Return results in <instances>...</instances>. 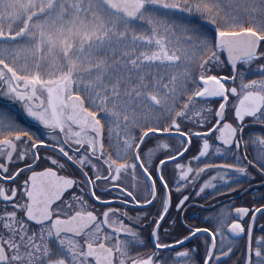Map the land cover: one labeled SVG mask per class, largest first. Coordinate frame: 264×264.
I'll use <instances>...</instances> for the list:
<instances>
[{"label": "snow or ice", "instance_id": "snow-or-ice-1", "mask_svg": "<svg viewBox=\"0 0 264 264\" xmlns=\"http://www.w3.org/2000/svg\"><path fill=\"white\" fill-rule=\"evenodd\" d=\"M0 98V264H264V0H0Z\"/></svg>", "mask_w": 264, "mask_h": 264}, {"label": "flooded vegetation", "instance_id": "flooded-vegetation-1", "mask_svg": "<svg viewBox=\"0 0 264 264\" xmlns=\"http://www.w3.org/2000/svg\"><path fill=\"white\" fill-rule=\"evenodd\" d=\"M9 103L5 98H0V104H7ZM219 197H216L214 199H205L203 201H199L198 207L194 208L193 210L188 212V215H194L195 219L192 221L194 224H197L201 227L206 226L205 220L209 216V212L202 211L201 208L203 206H209V205H215L217 201H219ZM232 200H236L237 205H239L240 200L244 199L243 197H240L239 199L237 197H231ZM225 205L228 203L227 200L223 202ZM261 224H264V219H261L257 222V228L260 227Z\"/></svg>", "mask_w": 264, "mask_h": 264}, {"label": "trees", "instance_id": "trees-1", "mask_svg": "<svg viewBox=\"0 0 264 264\" xmlns=\"http://www.w3.org/2000/svg\"><path fill=\"white\" fill-rule=\"evenodd\" d=\"M226 71H227V70L225 69L224 72H222L221 74H226Z\"/></svg>", "mask_w": 264, "mask_h": 264}]
</instances>
